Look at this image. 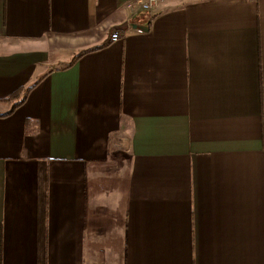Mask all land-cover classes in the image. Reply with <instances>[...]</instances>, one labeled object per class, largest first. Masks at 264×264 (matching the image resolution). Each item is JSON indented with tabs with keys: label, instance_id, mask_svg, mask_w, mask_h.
I'll return each mask as SVG.
<instances>
[{
	"label": "crops",
	"instance_id": "obj_1",
	"mask_svg": "<svg viewBox=\"0 0 264 264\" xmlns=\"http://www.w3.org/2000/svg\"><path fill=\"white\" fill-rule=\"evenodd\" d=\"M33 84L0 264H264V0H0V114Z\"/></svg>",
	"mask_w": 264,
	"mask_h": 264
},
{
	"label": "trees",
	"instance_id": "obj_2",
	"mask_svg": "<svg viewBox=\"0 0 264 264\" xmlns=\"http://www.w3.org/2000/svg\"><path fill=\"white\" fill-rule=\"evenodd\" d=\"M36 84H33L27 88H20L17 91L13 92L8 98L7 101L11 102V108L8 112L0 114V118H6L12 115L15 110L25 101L28 93L35 87ZM22 96V100H20Z\"/></svg>",
	"mask_w": 264,
	"mask_h": 264
},
{
	"label": "built area",
	"instance_id": "obj_3",
	"mask_svg": "<svg viewBox=\"0 0 264 264\" xmlns=\"http://www.w3.org/2000/svg\"><path fill=\"white\" fill-rule=\"evenodd\" d=\"M143 9L144 10H150L151 9V6L150 4H144L143 5ZM139 33H143L144 30L143 29H139L138 30ZM122 38V35L119 31H115L112 36H111V42H118L119 40H121Z\"/></svg>",
	"mask_w": 264,
	"mask_h": 264
},
{
	"label": "rangeland",
	"instance_id": "obj_4",
	"mask_svg": "<svg viewBox=\"0 0 264 264\" xmlns=\"http://www.w3.org/2000/svg\"><path fill=\"white\" fill-rule=\"evenodd\" d=\"M127 133H122L121 135L116 136V145H118L120 148H126L127 145Z\"/></svg>",
	"mask_w": 264,
	"mask_h": 264
}]
</instances>
